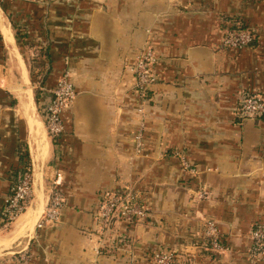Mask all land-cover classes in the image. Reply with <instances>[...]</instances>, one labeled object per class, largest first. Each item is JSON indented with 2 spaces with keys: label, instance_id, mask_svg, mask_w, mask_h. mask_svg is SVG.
Masks as SVG:
<instances>
[{
  "label": "crops",
  "instance_id": "crops-1",
  "mask_svg": "<svg viewBox=\"0 0 264 264\" xmlns=\"http://www.w3.org/2000/svg\"><path fill=\"white\" fill-rule=\"evenodd\" d=\"M229 29L253 41L224 48ZM146 47L156 79L141 98L132 65ZM65 71L76 94L51 139L43 89ZM245 90L264 101V0L3 2L0 218L22 165L32 197L0 231V264H151L154 250L180 264H262L248 249L252 225L264 223V114L238 115ZM52 188L59 216L37 227ZM116 190L136 193L148 214L101 232L98 200ZM207 221L223 251L204 248Z\"/></svg>",
  "mask_w": 264,
  "mask_h": 264
},
{
  "label": "built area",
  "instance_id": "built-area-1",
  "mask_svg": "<svg viewBox=\"0 0 264 264\" xmlns=\"http://www.w3.org/2000/svg\"><path fill=\"white\" fill-rule=\"evenodd\" d=\"M2 1V0H0ZM253 41V33L249 29L225 32L221 46L241 48ZM157 61L152 48L146 47L135 59L132 65L134 74V91L146 98L151 84L155 81L154 65ZM47 99L43 108L46 132L51 139H58L64 131L63 112L73 101L76 90L69 80L67 72H63L51 88H44ZM264 114V101L256 91L245 90L242 93L238 106V115L242 118L257 119ZM140 135L135 134L134 140L138 142ZM184 170H188V164L181 161ZM190 170V169H189ZM32 197V173L22 165L14 174L10 193L6 197L1 212L0 231H7L16 219L26 210ZM63 205V197L56 189H49L45 210L37 224L42 227L57 220ZM148 214L147 208L138 201L137 194L128 190L102 192L96 208L95 218L101 232H106L118 220L128 224L143 221ZM251 245L248 255L251 259L258 258L264 264V223L252 225L250 229ZM204 248L210 252L224 250L219 240V231L213 221L206 222L204 232ZM26 259V258H23ZM177 255L170 250H155L151 255V264H180Z\"/></svg>",
  "mask_w": 264,
  "mask_h": 264
},
{
  "label": "rangeland",
  "instance_id": "rangeland-1",
  "mask_svg": "<svg viewBox=\"0 0 264 264\" xmlns=\"http://www.w3.org/2000/svg\"><path fill=\"white\" fill-rule=\"evenodd\" d=\"M6 0H2V1H0V3L2 4L3 2H5ZM29 71H31L32 73L31 74H33L34 75V73H36V69H33V68H30L29 69ZM38 74V73H37ZM32 90H33V92L35 91V95L37 94V97L36 98H39V96H40V93L42 92L41 91V89H40V85L39 84H34V85H32ZM36 104H35V113H36V115L40 118L41 117V115H40V111L38 110V104H37V102H35ZM12 226L13 225H11V227L7 230V231H9L11 228H12ZM155 251V250H154ZM152 255V254H151ZM150 262H151V260H150Z\"/></svg>",
  "mask_w": 264,
  "mask_h": 264
},
{
  "label": "trees",
  "instance_id": "trees-1",
  "mask_svg": "<svg viewBox=\"0 0 264 264\" xmlns=\"http://www.w3.org/2000/svg\"><path fill=\"white\" fill-rule=\"evenodd\" d=\"M0 5H1V3H0Z\"/></svg>",
  "mask_w": 264,
  "mask_h": 264
}]
</instances>
